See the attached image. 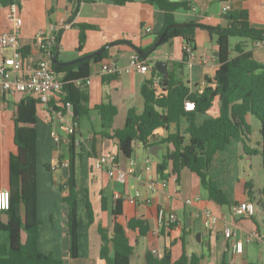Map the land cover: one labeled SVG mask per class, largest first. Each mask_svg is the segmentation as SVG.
<instances>
[{
  "label": "crops",
  "instance_id": "obj_1",
  "mask_svg": "<svg viewBox=\"0 0 264 264\" xmlns=\"http://www.w3.org/2000/svg\"><path fill=\"white\" fill-rule=\"evenodd\" d=\"M171 1H186L190 7L188 11L179 10L174 13L176 24L197 26L194 50L185 63L181 79L190 92L201 94L209 86L206 79H212L218 67L217 36L209 33L204 27L226 28L229 13L245 10L250 25L256 29H264V0ZM225 5L229 9L222 12L221 9ZM17 9L21 19L19 50L26 53L23 59L26 69L33 67L41 58V47L36 37L42 31L47 32L51 24L66 25L57 34L53 45L58 62L73 61L113 44L108 48L109 55L111 61L120 67L127 66L130 57L136 53L133 47L150 48L156 34L160 33L164 26L163 12L144 3L143 0H134L121 6L114 5L109 0H79L73 3L67 0H20ZM75 10L76 13L72 14ZM83 24L93 26L94 29L85 33V42L79 52L77 26ZM10 28L8 10L0 7V32H7ZM145 29H150V32L146 33ZM238 42L244 43L246 50L251 51L256 60L264 61V42L250 43L237 40L234 45ZM184 48L185 43L180 38L159 45L143 61L149 67L147 73L134 71L128 75L108 77L100 75L101 62L91 65L89 84L86 86L87 107L93 109L101 103L113 105L116 114L112 120V130H121L129 109L133 108L137 113L143 110L140 89L153 72L158 73L153 68L154 63L157 61L166 63L168 71L171 61H181ZM104 61L107 60L102 62ZM217 115L218 109L214 104L205 115L196 116L195 123L201 125L205 120L215 118ZM36 116L37 217L41 222L38 247L43 254H52L64 264H105L99 259L102 242L98 227L111 234L115 221L125 225L128 219H141L150 229L148 235L142 238H137L133 232L127 231V237L133 247L130 264H145L144 256L147 252H151L155 258H160L166 250L171 252V259L175 261L182 253V239L186 244L187 254L202 253L205 256L203 264H218L223 254H226L228 264H243L242 260L252 255L251 244L262 248L261 243L256 240L244 244L241 254L233 255L230 248L232 241H240L251 232H256L264 239V231L261 232L259 226V222L264 225V216L260 213V207L256 205L259 191L257 194L246 189L248 183L241 182L235 167V161H239L243 155L259 156L250 154L254 150L250 147V142L243 144L232 141L220 155L213 157L209 172L215 173L213 174L216 178L215 183L229 203L218 206L207 199L199 178L187 169L181 170L178 177L172 174L169 164L162 173L158 172L157 166L162 163L165 156L164 146L156 144L144 149L140 144H136L132 158H124L118 151L115 139L100 136V120L98 115L92 112L88 117L80 119L77 124L80 148L83 151L77 165L78 257L70 259L65 224L67 208L62 202L65 195L64 185L68 177L67 167L64 166L67 161L66 134L60 129V120L48 107L39 106ZM11 117L12 98L5 96L0 99V190H8V160L9 155L15 151ZM247 121L250 122V116H247ZM63 122L72 124L71 114H65ZM177 128L183 131L185 124L181 123L179 127L175 124L169 125L168 133H175ZM52 133L57 135L61 142L55 143ZM154 134L160 139L165 136V131L157 129ZM258 150L259 147L256 151ZM100 156L111 157L119 168L126 172L124 183L109 177L105 169L94 168V161ZM130 162H133V166H130ZM149 181H163L166 186L152 193L147 189ZM248 192L253 194L252 200L249 199ZM125 196H135L137 203L129 204L123 199ZM102 197L106 199L105 210H102ZM147 198L150 199L148 204L143 202ZM87 199L93 212L91 225L88 223L86 211ZM117 199H120L121 215L115 219L111 212ZM244 201L252 202L256 206L254 214L250 217L233 216L230 212L231 206ZM159 208L176 215L177 224L174 229L160 232L161 229L159 230L156 222V212ZM205 212H210L219 219L209 230L202 225ZM187 219L189 226H186ZM183 224L186 227L184 231ZM224 225H229L232 229L233 237L229 240L222 235ZM8 243V233L0 231V244ZM260 264H264V260Z\"/></svg>",
  "mask_w": 264,
  "mask_h": 264
},
{
  "label": "trees",
  "instance_id": "obj_2",
  "mask_svg": "<svg viewBox=\"0 0 264 264\" xmlns=\"http://www.w3.org/2000/svg\"><path fill=\"white\" fill-rule=\"evenodd\" d=\"M70 3L79 0H67ZM114 5H125L134 0H109ZM227 1V0H222ZM163 12L164 26L156 34L153 43L164 33L160 45L170 43L180 38L186 47L193 52L195 46L196 25L174 27V13L179 10L190 9L186 1L171 0H143ZM20 0H0V7L8 8L13 4L19 5ZM264 10V5H263ZM76 10L72 13L75 14ZM226 28H207L209 33L217 36L218 67L212 79H206L209 84L201 94L190 92L181 79L185 63L189 54L183 51L181 61H171L167 71L168 84L166 90L157 93L153 87V79L157 76L161 82V75L152 73L149 80L140 89L143 101V110L137 113L131 108L127 111L124 126L121 130H112V120L116 108L110 103H101L93 109L87 107L88 95L86 80L89 78L90 68L103 60L111 61L109 50L105 49L95 57L80 61L68 66L52 65L53 72L60 77L62 87L59 93L54 94L49 102L51 111L65 112L64 106H71L72 124L75 132L67 137L68 177L64 185L65 195L62 202L67 208L66 230L69 239V258L78 257V180L77 165L82 158V149L75 146L80 141L77 124L83 117L94 112L98 115L101 132L100 136L115 139L119 153L126 159H131L135 145L140 144L144 149L153 145L165 148L164 160L157 166L159 173L167 164L171 172L178 177L183 169H187L199 178L201 188L207 199L218 206L228 205L225 194L217 187L209 175L212 159L220 155L232 141L245 144L250 142L251 129L247 116L254 117L259 123L260 138L259 150H252L251 155H259L264 168V61L256 60L251 51H247L244 43L235 45L231 39L248 41L250 43L264 42V29L253 28L249 23L248 13L245 10L229 13ZM198 27H202L199 26ZM79 30L77 51H81L85 42V33L93 30L90 25H78ZM150 48L138 49L136 54L141 61L147 57L141 56ZM24 59L26 53L21 51ZM55 57L56 53L53 51ZM109 77V76H108ZM115 77V76H110ZM194 104L193 111H185L184 103ZM216 104L218 115L196 125L198 115H205ZM39 101L23 93L12 95V122L14 129L13 142L15 151L9 155L8 191L10 194L9 208L0 212V231L7 232L9 243L0 244V264H64L52 254H43L38 247V233L41 222L37 217V157L36 147V113ZM185 124L183 131L177 128L175 133H168V127L175 124L177 127ZM163 129L165 136L157 139L154 132ZM246 189L250 190L248 183ZM252 200L253 194L248 192ZM104 197L101 198L102 210H105ZM120 199H117L111 215L117 219L121 215ZM256 205L264 212V188L259 191ZM86 211L88 223H93V212L87 199ZM2 214L7 216L5 222ZM176 224L162 230H172ZM186 229L183 224L182 230ZM148 224L141 219H128L125 225L115 221L111 234L98 227L101 238L99 259L105 264H130L133 247L127 237V231L133 232L137 238L146 237L149 233ZM205 256L200 253L187 254L186 244L182 239V253L172 261L171 252L166 250L160 258H155L151 252L144 256L145 264H203ZM218 264H228L226 254H223Z\"/></svg>",
  "mask_w": 264,
  "mask_h": 264
},
{
  "label": "built area",
  "instance_id": "obj_3",
  "mask_svg": "<svg viewBox=\"0 0 264 264\" xmlns=\"http://www.w3.org/2000/svg\"><path fill=\"white\" fill-rule=\"evenodd\" d=\"M229 7L227 5L222 7V12H227ZM8 21L10 23V30L7 32H0V99L7 96L11 97L14 93H23L25 95L36 98L40 106L48 107L51 97L59 93L62 87L60 77L53 72L52 69V55L53 45L56 40L57 34L66 25L64 23L49 25L47 32H40L36 37L41 47V58L30 69L24 67L23 58L19 50V27L21 25V19L18 14L17 5L13 4L7 8ZM146 33L150 32V29H145ZM259 43V42H257ZM189 55L191 54L190 48H184ZM11 53L8 55L7 53ZM134 71L140 73H147L149 67L140 60L139 56L134 53L129 60L127 66L120 67L113 61H104L100 63V75L101 76H122L128 75ZM86 86L89 84V78L85 82ZM153 87L157 93H161V82L159 78L153 79ZM50 109V108H49ZM185 111H193L194 104L190 101L184 103ZM65 112H54L55 116L60 120V129L66 134L67 137L75 132L74 124H67L63 122L65 114H71V106L67 103L64 106ZM55 143L61 142V139L51 134ZM76 147H80V141L75 142ZM65 167H68V161L64 163ZM94 168L97 170H106L109 177L115 178L118 182L124 183L126 178V172L119 168L117 163L109 156H100L95 159ZM130 166H133V162H130ZM166 183L149 181L147 189L150 192H156L159 188H164ZM117 197V195L115 196ZM131 205L137 203L135 196H125L123 198ZM10 194L6 189L0 190V212L6 211L9 208ZM144 203H150V199L147 198ZM190 203V201H187ZM254 204L249 201L233 204L230 208V212L233 216L250 217L254 214ZM218 218L212 215L210 212H205L202 218V225L205 229H212L218 222ZM156 222L160 229L168 228L173 224H177V217L173 212L166 211L163 208L157 209ZM222 235L225 239L229 240L233 237L232 229L229 225H224L222 228ZM259 241L264 249V239L257 235L256 232H251L246 235L240 241H232L230 244L231 253L233 255L241 254L243 252L244 244H249L252 241Z\"/></svg>",
  "mask_w": 264,
  "mask_h": 264
},
{
  "label": "rangeland",
  "instance_id": "obj_4",
  "mask_svg": "<svg viewBox=\"0 0 264 264\" xmlns=\"http://www.w3.org/2000/svg\"><path fill=\"white\" fill-rule=\"evenodd\" d=\"M235 41L237 39H231V44L234 45ZM250 129H251V136H250V147L252 149L257 150L260 143V138L258 134L259 129V123L254 117H250ZM258 144V147H257ZM235 167L237 170L238 178L241 180V182L250 183L251 185V192L257 193L258 191L262 190L264 188V168L262 167L261 158L260 156H245L239 161H235ZM214 172L211 174L209 172L210 177L216 181L214 178ZM253 186V189H252ZM258 196V195H257ZM254 210H256V206L254 205ZM260 213L262 216H264V212L260 208ZM260 230L261 232L264 231V225L259 222ZM250 247L252 248V255L248 258H244L242 260V263L245 264L247 262H250L252 264H260L264 260V254L262 248L256 244H251Z\"/></svg>",
  "mask_w": 264,
  "mask_h": 264
},
{
  "label": "water",
  "instance_id": "obj_5",
  "mask_svg": "<svg viewBox=\"0 0 264 264\" xmlns=\"http://www.w3.org/2000/svg\"><path fill=\"white\" fill-rule=\"evenodd\" d=\"M188 25H183V24H175L174 27H187ZM164 36V33H162L158 39L153 43V45L150 47L149 50H147L143 55L142 57H146L148 55H150L151 53H153L155 51V49L157 47H159L160 45V42L162 40ZM113 45V44H111ZM111 45H107L105 47H102L101 49L89 54V55H86L84 57H81V58H78L76 60H73V61H68V62H58L56 60L55 57L52 58V64L53 65H57V66H61V67H64V66H68V65H71V64H74V63H77V62H80V61H84V60H89L93 57H95L96 55L100 54L101 52H103L105 49H108ZM135 52H138L139 50L135 47H133ZM166 63L164 62H161V61H157L154 63L153 65V68L156 69L158 71V73L161 75V86L163 88V91L166 90V87H167V84H168V77H167V70H166ZM2 217L4 218L3 219V222L6 221L7 219V216L5 214H2ZM186 226H189V219L186 220Z\"/></svg>",
  "mask_w": 264,
  "mask_h": 264
}]
</instances>
